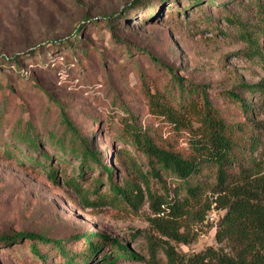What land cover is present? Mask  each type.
Listing matches in <instances>:
<instances>
[{
    "label": "rangeland",
    "instance_id": "rangeland-1",
    "mask_svg": "<svg viewBox=\"0 0 264 264\" xmlns=\"http://www.w3.org/2000/svg\"><path fill=\"white\" fill-rule=\"evenodd\" d=\"M215 1L201 7L192 5L185 12L188 0H140L134 7V0H0V57L22 61L28 74L22 78L8 70L0 71V151L5 150L3 141L14 145L10 142L12 129L22 122H31L44 141L51 132L61 133L60 112L51 99L66 108L82 133L94 139L106 164L111 157L118 168L121 161H127L120 151L131 149L117 137L121 121L131 115L143 128L156 129L163 140H173L169 127L160 128L147 113L144 89L153 83L164 87L167 73L144 52L174 69L182 79L205 87L220 111L234 121L240 120L225 93L238 83H264V38L254 48L245 38L248 34L244 28L226 22V18H239L248 22L247 31L253 34L257 29L253 0ZM136 8L141 9L133 13ZM170 10L174 11L172 16ZM114 14L119 19L123 16L107 24L106 17ZM75 30L80 31L77 41L85 50L79 71H71V62L66 64L55 51L48 57L44 54ZM127 46L131 58L126 54ZM258 120L264 121V113L259 112ZM177 145L185 148L186 142L179 138ZM46 149L54 153L48 144ZM12 153L15 158L0 153V237L33 232L71 243L80 235L103 234L127 243L141 257L120 256L114 264H149L148 238L156 243L169 241L181 254L221 247L215 240L216 222H206V213L202 221L195 217L203 213L211 198L192 206L193 214L182 219L180 230L189 242L176 243L158 231L154 222L160 215L146 199L136 210L115 201L106 175L98 169L81 181L84 189L92 180L99 183L98 193L89 194L86 202L61 181L62 169L68 175L76 169L77 175L78 160H53L58 169L56 185L41 166L24 160L30 155L25 147ZM32 157L41 160L36 154ZM132 172L128 167L125 178L136 180ZM118 173L122 177L119 169ZM150 187L163 193L155 181ZM102 194L104 198L98 199ZM222 215L217 213L218 219ZM70 247L78 249L77 245ZM28 250V242L0 247V264H38ZM110 253L111 248H107L105 254ZM102 257L100 254L97 258ZM156 259L158 264H165L161 249Z\"/></svg>",
    "mask_w": 264,
    "mask_h": 264
},
{
    "label": "trees",
    "instance_id": "trees-1",
    "mask_svg": "<svg viewBox=\"0 0 264 264\" xmlns=\"http://www.w3.org/2000/svg\"><path fill=\"white\" fill-rule=\"evenodd\" d=\"M188 1L183 9L185 12L192 5L201 7L216 3L215 0L203 3L202 0ZM139 2L134 0L132 6ZM173 2L177 0H171ZM251 3L257 24L253 34L247 31L248 22L235 17L226 18V22L244 28L248 34L245 38L250 46L256 48L259 40L264 38V3L262 0ZM140 9H134L133 13ZM173 14L174 11L170 10L169 15ZM117 16L106 17L107 24L120 20L123 14L120 19ZM78 39L80 31L75 30L67 40L57 42L46 50L48 53H44L45 57L55 51L63 56L66 64L71 62V71L74 68L79 71L84 60L81 53L85 50ZM126 54L130 58L133 56L129 46L126 47ZM143 54L167 73L164 87L159 88L158 83L147 86L144 98L148 115L155 118L160 128L168 126L173 140H163L156 129L143 128L131 115L121 121V132L117 137L118 142L131 149L120 151L127 161H121L118 168L111 157L109 164H106L95 147L94 139L82 133L70 120L66 108L51 99L50 102L58 106L60 112L61 133L51 132L44 141L31 122H22L12 129L10 142L14 145L3 141L5 150L0 153L7 158H15L16 154L12 151L25 147L30 155L24 160L41 166L48 179L56 185L59 184L58 169L53 160L58 163L78 160L80 167L77 175L76 169L72 170V175L62 169L61 181L86 202L89 194L98 193L99 183L96 179L92 180L84 189L81 181L87 180L90 171L98 169L106 175L108 189L115 201L136 210L146 199L155 213L160 215L154 222L158 231L176 243L189 242L187 235L180 233V230L183 227L182 219L193 214L192 206L203 198H211L203 213H196L195 217L202 221L205 213L207 216L212 210L223 213L216 223L215 234L216 243L221 247L181 254L169 241L156 243L148 238L149 264H158V249L163 252L165 264H264V121L258 120L259 112L264 113V83H238L232 91L225 93L241 118L234 121L214 104L205 87L182 79L174 69L152 54ZM23 64L18 59L0 57V71L8 70L18 77L27 78ZM47 97L51 98L49 94ZM179 138L186 142L185 148L178 147ZM46 143L54 153L46 149ZM118 153L115 152V155ZM33 154L41 157V160L32 157ZM128 167L132 168L136 180L125 178ZM118 169L122 177L118 176ZM151 181L157 182L163 193L151 190ZM171 192L172 197L169 196ZM97 198L102 200L103 194ZM25 242L29 243L28 252L37 259L38 264H114L120 256L141 259L129 249L127 243L103 234L80 235L71 243L33 232L0 237L2 248ZM72 244L77 245L78 249L73 251L70 247ZM107 248H111L110 254H105ZM100 254L103 257L98 259ZM49 259L57 261L50 263Z\"/></svg>",
    "mask_w": 264,
    "mask_h": 264
},
{
    "label": "built area",
    "instance_id": "built-area-1",
    "mask_svg": "<svg viewBox=\"0 0 264 264\" xmlns=\"http://www.w3.org/2000/svg\"><path fill=\"white\" fill-rule=\"evenodd\" d=\"M218 221V216L216 211L212 210L208 213V215L206 216V222H216Z\"/></svg>",
    "mask_w": 264,
    "mask_h": 264
}]
</instances>
